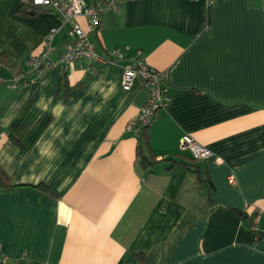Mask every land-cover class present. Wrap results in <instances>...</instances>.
<instances>
[{"label": "crops", "instance_id": "obj_1", "mask_svg": "<svg viewBox=\"0 0 264 264\" xmlns=\"http://www.w3.org/2000/svg\"><path fill=\"white\" fill-rule=\"evenodd\" d=\"M23 1L0 0V53L11 59L0 62V166L16 185L0 188L9 264H264V0H120L89 32L99 59L58 61L14 88L52 28L53 58L71 39L50 8L16 12ZM137 58L168 87L151 150L190 161L189 135L213 151L197 171L140 167L131 126L149 90L140 79L122 87Z\"/></svg>", "mask_w": 264, "mask_h": 264}, {"label": "built area", "instance_id": "obj_2", "mask_svg": "<svg viewBox=\"0 0 264 264\" xmlns=\"http://www.w3.org/2000/svg\"><path fill=\"white\" fill-rule=\"evenodd\" d=\"M120 0H100L97 4L88 3L86 0H33L39 7L54 10L62 19L64 24H70L69 34L71 39L63 46L59 52L58 59L52 57L54 50L53 39L59 28H52L46 38L44 50L37 55H32L27 60L28 69L19 70L11 86L14 88L18 84H28L35 81L34 72L53 67L58 61L72 62L79 59H99L93 41L89 37L90 31H95L100 22V13L104 9H116ZM214 0H207L208 5ZM79 16H85L88 20L89 31L82 28L77 21ZM110 54L117 56L119 51L113 49ZM112 61V59H110ZM162 74L152 66L145 63L142 58L133 60L124 67L122 87L129 90L136 79H140L149 90V97L139 114V126L150 123L157 110L168 100V87L162 84ZM7 80L0 77V84ZM133 129V125L131 126ZM138 134V129H134ZM181 149L187 151L197 160H204L213 155V151L206 145L196 141L193 137L185 135L181 139ZM230 183H235L234 176H230ZM256 229V226H255ZM12 260L4 253L3 244L0 242V264L12 263ZM17 263V261H14ZM25 264H35L27 262Z\"/></svg>", "mask_w": 264, "mask_h": 264}, {"label": "trees", "instance_id": "obj_3", "mask_svg": "<svg viewBox=\"0 0 264 264\" xmlns=\"http://www.w3.org/2000/svg\"><path fill=\"white\" fill-rule=\"evenodd\" d=\"M48 8L45 7H39L33 3V0H24L20 6L16 9V12L24 13V14H32L37 13L42 10H46ZM97 30V29H96ZM95 30V31H96ZM112 61L117 60L114 58H111ZM0 62L1 63H10L11 59L7 56L5 53H0ZM162 84L165 85L166 81L163 78ZM143 85L146 87V85L143 83ZM154 118V117H153ZM152 118V119H153ZM151 119V121H152ZM150 123L146 125L139 126V117L136 120V122L133 125L134 129H138V148H137V160L140 165V167L144 170H151L152 167H154L156 164L160 163L161 161H169V168L172 166H175L177 164H184L188 166L190 169L197 171L199 167V160L195 158H190L191 160L188 161V157L182 156L181 159L177 158H160L158 159L157 155L153 153L149 146V137H148V130L151 125ZM16 186L13 184L10 180L9 175L6 173V171L0 166V188H12ZM40 188L47 189V186L45 184H37L35 185ZM245 218L247 219V225L249 229L256 235V237H263V234L255 229V223L254 218L252 215L244 214Z\"/></svg>", "mask_w": 264, "mask_h": 264}]
</instances>
